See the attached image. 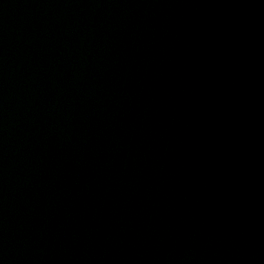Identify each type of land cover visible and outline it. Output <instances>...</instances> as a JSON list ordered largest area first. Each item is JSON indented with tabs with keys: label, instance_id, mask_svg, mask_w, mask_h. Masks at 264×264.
<instances>
[{
	"label": "water",
	"instance_id": "water-1",
	"mask_svg": "<svg viewBox=\"0 0 264 264\" xmlns=\"http://www.w3.org/2000/svg\"><path fill=\"white\" fill-rule=\"evenodd\" d=\"M0 264H264V0H0Z\"/></svg>",
	"mask_w": 264,
	"mask_h": 264
}]
</instances>
